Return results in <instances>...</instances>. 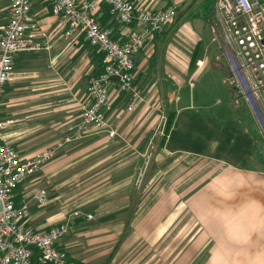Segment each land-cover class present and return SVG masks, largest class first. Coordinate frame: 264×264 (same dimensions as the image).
<instances>
[{
  "label": "crops",
  "instance_id": "1",
  "mask_svg": "<svg viewBox=\"0 0 264 264\" xmlns=\"http://www.w3.org/2000/svg\"><path fill=\"white\" fill-rule=\"evenodd\" d=\"M135 1L151 9L168 6H161L160 0ZM11 2L0 0V34L10 15ZM97 17L113 29L119 41L139 30L116 21L106 3ZM31 18L47 33L51 47L15 55L14 74L6 85L1 108V118L9 124L0 134V142L11 143L23 158L55 143L69 123L80 119L88 99L89 80L103 70L102 53L84 36L71 42L66 19L54 15L49 3L32 0ZM169 33L165 29L153 39L154 45L151 41L135 58L138 86L145 92L155 88V95L144 96L141 109L129 111V98L123 96L115 79L107 116L117 135L103 132L67 144L16 191L17 204L29 207L28 225L35 229L49 230L73 220L58 246L69 253L74 264H165L163 246L171 234L182 230L187 214L206 231L246 230L247 223L250 229L261 228L264 177L255 169L229 164L231 168L212 174L202 188L195 187L193 193L183 195L182 165L190 164L197 156L181 154V148L172 147L177 118L165 141L161 128L164 115L150 109L151 102L160 101L156 97L160 87L169 84L162 74L166 67L161 54L164 43L160 41ZM143 171L146 174L139 185ZM43 189L48 193L46 203L35 198ZM227 189L234 193L226 222L220 212L208 213L205 207L211 204L212 208H221V201L229 204L223 195ZM76 211L90 213L93 218H74ZM256 221L259 226H255ZM169 242L181 243L175 237ZM34 264H38L37 259Z\"/></svg>",
  "mask_w": 264,
  "mask_h": 264
},
{
  "label": "built area",
  "instance_id": "2",
  "mask_svg": "<svg viewBox=\"0 0 264 264\" xmlns=\"http://www.w3.org/2000/svg\"><path fill=\"white\" fill-rule=\"evenodd\" d=\"M56 16L67 21L71 42L84 36L103 55V70L90 78L88 99L79 120L66 126L63 136L52 145L23 158L9 142H0V264H74L69 253L58 246L66 237L73 220L49 230L28 225L30 211L19 206L17 189L37 175L69 143L92 134L108 132L116 136L107 111L115 77L121 92L129 96V111L139 109L143 92L136 82V56L176 18L177 6L151 9L135 0H44ZM103 3L110 7L114 19L139 28L125 41L114 37L111 27L97 17ZM32 0H12L4 32L0 34V134L8 127L1 118L7 83L14 74L15 55L26 51L49 50L47 33L31 18ZM210 29L218 43L217 61L228 66L226 82L237 93L236 103L244 101L257 122L264 142V0H216ZM198 65L202 67L204 61ZM154 148V146H153ZM146 172L140 173L142 185ZM35 198L48 201L46 190ZM74 218L92 219L93 215L76 211Z\"/></svg>",
  "mask_w": 264,
  "mask_h": 264
},
{
  "label": "rangeland",
  "instance_id": "3",
  "mask_svg": "<svg viewBox=\"0 0 264 264\" xmlns=\"http://www.w3.org/2000/svg\"><path fill=\"white\" fill-rule=\"evenodd\" d=\"M212 1L160 0L161 6L176 5L178 14L166 27L169 35L160 40L164 43L161 54L166 67L162 74L169 84L160 87L156 95L160 101L151 102L150 109L164 115L161 128L165 141L170 134V119L177 118L172 147L181 148V154L197 156L190 164L182 165L183 195L202 188L212 174L216 176L225 167L231 168L229 164L255 169L264 177V142L256 119L244 101L241 105L236 103L237 93L226 82L228 66L216 59L219 47L210 29L213 11L207 19ZM154 44L155 41L151 43ZM200 60L204 61L202 67L198 65ZM152 90L142 89L143 96L147 93L152 96ZM62 136L60 133L56 139ZM225 192L224 199L229 204L221 201V208H212L210 204L205 211L217 210L227 222L230 214L226 213L234 192L231 189ZM191 219V214H187L182 230L177 229L167 239V245L163 246L165 264H264V220L261 228L250 229L247 223L246 230L206 231ZM259 225L256 221L255 226ZM212 234L215 239L210 240ZM174 237L180 238V245L169 244Z\"/></svg>",
  "mask_w": 264,
  "mask_h": 264
},
{
  "label": "trees",
  "instance_id": "4",
  "mask_svg": "<svg viewBox=\"0 0 264 264\" xmlns=\"http://www.w3.org/2000/svg\"><path fill=\"white\" fill-rule=\"evenodd\" d=\"M215 3H216V0H213V1L211 2L210 7L208 8V11H207V13H208V14H207V19H209L210 15H211V13H212V11H213V9H214ZM174 119H175L174 116L170 119L169 130H171V128H172V126H173V124H174V122H175Z\"/></svg>",
  "mask_w": 264,
  "mask_h": 264
},
{
  "label": "water",
  "instance_id": "5",
  "mask_svg": "<svg viewBox=\"0 0 264 264\" xmlns=\"http://www.w3.org/2000/svg\"><path fill=\"white\" fill-rule=\"evenodd\" d=\"M115 79H117V80H118V79H119V77H115Z\"/></svg>",
  "mask_w": 264,
  "mask_h": 264
}]
</instances>
